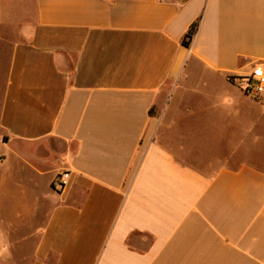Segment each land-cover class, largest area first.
Here are the masks:
<instances>
[{"label":"crops","instance_id":"crops-1","mask_svg":"<svg viewBox=\"0 0 264 264\" xmlns=\"http://www.w3.org/2000/svg\"><path fill=\"white\" fill-rule=\"evenodd\" d=\"M256 66L264 0H0V200L49 176L0 222L6 255L264 264V101L232 81Z\"/></svg>","mask_w":264,"mask_h":264},{"label":"rangeland","instance_id":"rangeland-1","mask_svg":"<svg viewBox=\"0 0 264 264\" xmlns=\"http://www.w3.org/2000/svg\"><path fill=\"white\" fill-rule=\"evenodd\" d=\"M256 102L260 103L264 101V96L253 98ZM226 147V146H224ZM253 154L254 156L250 157L251 161L256 165L264 167V144L256 143L254 146ZM225 149V148H224ZM230 152V151H229ZM225 154V152L223 153ZM230 158H236L238 160H230L226 162L231 166L240 165L241 163H247V146L246 145H238L232 146V151L228 154ZM34 179H39L42 181H47L48 177H39L37 175H33L28 171H19L14 176V182L12 181L10 184L13 186V190H10L9 198L0 200V222H8L14 216V212L20 209L18 206L23 203V199L28 201V206L32 205L29 197L36 190L32 187L30 181ZM56 179L52 183V187L56 189L55 182ZM38 191V190H36ZM35 191V192H36ZM22 209H26L23 207ZM22 211V210H21ZM35 240L31 239V241H19L15 242L11 248V255L7 256L6 253L9 252L7 242H3L0 244V264H30L32 261V255L34 250Z\"/></svg>","mask_w":264,"mask_h":264},{"label":"built area","instance_id":"built-area-1","mask_svg":"<svg viewBox=\"0 0 264 264\" xmlns=\"http://www.w3.org/2000/svg\"><path fill=\"white\" fill-rule=\"evenodd\" d=\"M233 83L239 87L246 95L257 98L264 96V67L256 66L252 73L247 76H235ZM70 177L69 171L60 174L55 182L56 189H64Z\"/></svg>","mask_w":264,"mask_h":264},{"label":"trees","instance_id":"trees-1","mask_svg":"<svg viewBox=\"0 0 264 264\" xmlns=\"http://www.w3.org/2000/svg\"><path fill=\"white\" fill-rule=\"evenodd\" d=\"M199 25H200L199 22L194 23L190 28V30L188 31V33L186 34V36L184 37L183 43L186 47L191 46L193 39L196 33L198 32Z\"/></svg>","mask_w":264,"mask_h":264}]
</instances>
